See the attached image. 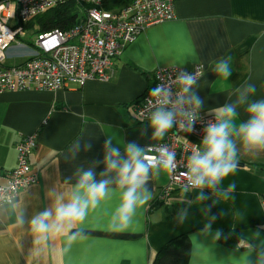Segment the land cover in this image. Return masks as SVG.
<instances>
[{
  "label": "crops",
  "instance_id": "crops-1",
  "mask_svg": "<svg viewBox=\"0 0 264 264\" xmlns=\"http://www.w3.org/2000/svg\"><path fill=\"white\" fill-rule=\"evenodd\" d=\"M32 42L28 34L14 43L7 64L30 57ZM226 56L233 58L229 80L213 72L215 63ZM195 65L205 67L197 86L205 100L203 114H213L235 99V88L245 81L256 85L255 98L264 97V0H176L175 17L147 27L127 43L107 81L0 94V184L17 165L16 144L22 135L38 133L30 162L39 176L15 199L25 214L23 228L16 226L11 205L0 208V264H152L162 247L180 235L191 241L187 264H245L248 254L256 260L264 245V152L256 157L241 152L236 172L222 185L236 184L228 201L206 188L208 199L203 201L189 190L175 193L168 205L158 204L156 197L169 183V174L162 173L149 182L153 198L146 211L123 230L109 226L115 202L89 214L84 238L70 250H65L62 236L46 247L37 245L28 230L27 221L50 206V192L67 191L76 183L77 169L103 159L105 135L121 145L127 140L156 144L159 140L150 138L151 129L141 136L147 123L136 121L131 103L153 85L157 68ZM240 118H246L243 109ZM77 140L80 149L73 158L71 148ZM89 142L92 147L85 150ZM102 168L100 164L95 170ZM181 213H186L183 221ZM224 230L237 231L240 240L235 246L221 239Z\"/></svg>",
  "mask_w": 264,
  "mask_h": 264
},
{
  "label": "clouds",
  "instance_id": "clouds-1",
  "mask_svg": "<svg viewBox=\"0 0 264 264\" xmlns=\"http://www.w3.org/2000/svg\"><path fill=\"white\" fill-rule=\"evenodd\" d=\"M232 59L231 56L219 59L213 72L229 80L233 74ZM201 76L199 68L181 70L170 81L151 88L145 109L147 126L140 134L144 136L151 129L152 140H163L174 128L187 134L195 133L200 122V142L192 148L184 165L186 170L181 172L184 178L182 191H196L197 200L203 201L208 199L203 191L207 188L219 199L228 201L233 198L236 184L222 185L236 172L241 152L252 157L264 152V97L255 98L256 85L245 81L235 88V99L218 106L214 109L213 119L202 122L201 110L205 107V100L197 91ZM241 109L246 114L245 119L240 118ZM91 147L89 142L85 150ZM79 149L77 140L71 148L73 158ZM103 151L102 160L94 161L86 169H77L76 183L67 191L50 192V206L27 221L35 244L46 247L49 241L62 236L65 250H70L73 244L84 238L83 225L89 214L112 202L115 207L110 214L109 226L114 231L127 228L146 211L153 198L150 180L162 173L174 174L177 169L176 153L166 146L150 155L146 144L127 140L121 145L114 136L105 135ZM100 164L103 168L97 173L95 169ZM6 202L15 213L16 226L23 228L25 214L15 197L8 196ZM185 215L181 213V221ZM254 236L258 237L259 233ZM245 264H264V245L260 246L255 261L250 254L246 255Z\"/></svg>",
  "mask_w": 264,
  "mask_h": 264
},
{
  "label": "built area",
  "instance_id": "built-area-1",
  "mask_svg": "<svg viewBox=\"0 0 264 264\" xmlns=\"http://www.w3.org/2000/svg\"><path fill=\"white\" fill-rule=\"evenodd\" d=\"M68 1L0 0V94L32 89L54 91L68 82L83 86L87 81H107L114 60L127 43L147 27L175 17L176 0H134L117 10L104 9L101 0H74L93 6L83 10L78 22L70 29L36 32L26 28L36 16ZM28 34L34 36L33 53L20 64L8 65V50ZM197 68L204 73L203 65L191 69L177 66L157 68L153 85L133 104L136 121L147 123L145 109L151 88L170 81L178 71H195ZM212 115L201 113L202 122L213 119ZM200 129V122L192 134L174 128L163 140L148 145L150 155L156 154L162 146L176 153V172L169 174V183L161 189L156 203L168 205L175 193L184 192L181 172L186 170L187 157L200 141ZM37 140L38 133H33L22 135L17 142V165L7 182L0 184V208L7 204L8 196L16 199L21 190L38 182L39 176L30 162Z\"/></svg>",
  "mask_w": 264,
  "mask_h": 264
},
{
  "label": "trees",
  "instance_id": "trees-1",
  "mask_svg": "<svg viewBox=\"0 0 264 264\" xmlns=\"http://www.w3.org/2000/svg\"><path fill=\"white\" fill-rule=\"evenodd\" d=\"M133 1L134 0H101V5L106 10H117ZM92 6L91 4H80L74 0H70L36 16L26 28L28 30H35L36 32H47L54 29L68 30L78 22L82 11ZM140 98L136 99L131 104L136 103ZM221 237L225 243L231 246H235L240 240V236L235 230H224ZM190 251L191 241L189 236L180 235L162 247L154 257L152 264H187Z\"/></svg>",
  "mask_w": 264,
  "mask_h": 264
},
{
  "label": "rangeland",
  "instance_id": "rangeland-1",
  "mask_svg": "<svg viewBox=\"0 0 264 264\" xmlns=\"http://www.w3.org/2000/svg\"><path fill=\"white\" fill-rule=\"evenodd\" d=\"M32 38H34V36H31Z\"/></svg>",
  "mask_w": 264,
  "mask_h": 264
}]
</instances>
